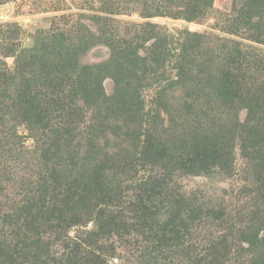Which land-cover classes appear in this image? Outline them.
Here are the masks:
<instances>
[{"label":"trees","instance_id":"trees-1","mask_svg":"<svg viewBox=\"0 0 264 264\" xmlns=\"http://www.w3.org/2000/svg\"><path fill=\"white\" fill-rule=\"evenodd\" d=\"M135 1L143 20L117 19L125 29L106 37L109 55L96 66L78 63L80 37L70 36L64 23L34 35L18 25L12 30L0 27V159L14 163L27 151L15 125L23 124L35 132V145L39 140L46 144L41 157L49 167L34 181L30 199L15 209L11 232L0 218V264H100L108 256L101 242L136 226L130 222L134 216L148 231L162 223L163 235L187 233L206 219L215 223L218 233L207 246L184 247L185 258L195 260L187 264H229L233 255L247 257L241 264H264V0H238L236 19L251 24V38L244 37L251 43L184 30L176 46L167 26L150 18L199 19L212 0ZM100 19L101 29H106L108 18ZM216 44L218 48L212 47ZM219 51L224 66L201 73L209 77L203 83L225 111L210 119V129L199 125L188 138L182 135L187 141L177 146L174 122L164 127L157 108L144 110L145 91L155 87L160 102L166 89L190 74L195 60L211 65V55ZM106 77L113 82L110 93L103 83ZM99 99L118 104L113 116L121 125H109ZM87 107L93 109L92 120L80 130ZM108 112L113 114L103 113ZM108 130L116 138L121 135L128 148L109 147ZM236 145L246 159L255 203L235 220L220 206L206 209L192 193L177 187L176 178L178 173L209 174L213 169L230 172ZM124 174H132L138 184L136 203L128 202L126 210L140 214L121 215L116 207L104 215L109 205L115 207ZM85 218L96 227L90 239L79 238L51 256V243L43 237L63 233Z\"/></svg>","mask_w":264,"mask_h":264},{"label":"rangeland","instance_id":"rangeland-1","mask_svg":"<svg viewBox=\"0 0 264 264\" xmlns=\"http://www.w3.org/2000/svg\"><path fill=\"white\" fill-rule=\"evenodd\" d=\"M139 5V2L137 3L135 0H0V27L12 30L14 25H18L24 31L34 35L64 23L65 27L63 28L66 29V32H70V36L80 37V51L76 52L78 63L96 66L106 60L109 55L106 37L108 35L116 37L120 28L125 29L122 22H115L117 19L143 20L138 15ZM239 6L238 0H212L211 6L209 4L199 19L187 21L169 16H154L150 19L167 26L173 36L171 41L174 46L178 45L182 38L179 33L184 30L208 31L251 43L244 38H251L253 33L251 24H245L241 18L236 19ZM62 14L65 16L59 21V16ZM101 17L108 18L109 26L106 29H101L103 27ZM6 24L13 26H6ZM228 30H232L236 35L233 36L225 32ZM218 46L219 44H216L212 47L218 48ZM220 53L219 51L218 55L217 53L216 56L211 55L213 59L211 65H207L201 58L195 60L192 63L190 74L184 78L180 76L181 78H178L172 87L166 89L164 94L159 97L160 100L158 99L160 102L155 99V87L145 91L144 110L157 108V113L163 118L164 127L169 126L171 121L174 122L173 131L177 136L175 141L177 146L187 141L186 137L182 135L187 134L188 138L190 131H194L199 125L210 129V119H216L221 111H225L218 104L212 90L203 83L209 77L201 73V71L210 72L211 68L217 71L218 68L224 66L225 59ZM6 61L11 64L13 58L8 57ZM169 71V76H174V72ZM103 83L106 92L110 93L113 87L112 80L106 77ZM154 102L158 105L155 106ZM97 104L100 113L109 117V125L114 122L121 125L122 121H116L117 118L115 119L113 116L119 111L118 104L105 102L103 99H99ZM106 110L112 111L113 114L111 112L103 113ZM92 113V108H85L83 120L79 125L80 130H83L84 126L92 120ZM15 125H17V131L25 137L24 145L27 151H24L21 158L14 163L4 161L3 157L0 159V218L4 222L6 232L13 230L11 223L16 219L14 211L18 206H23L27 199H30L33 183L38 179V175L42 176L44 170L49 169L41 157V152L45 149L46 144L39 140L35 145L33 140L35 132L28 131L23 124ZM131 127L130 125L129 128ZM107 136L109 147L115 146L116 149H123L125 146L128 148V145L121 142V135L116 138L108 130ZM212 171L214 172L199 175L178 173L180 177L176 178L177 187L181 191L192 193L198 201L205 204L206 209L220 206L231 213L235 220L239 219L241 215L246 216L254 208L255 193L250 186L252 180L246 173V159L238 145L234 148V162L229 169L230 172L219 169ZM119 180L121 183H119L118 196L116 201L112 202L115 207L109 205L108 212L104 210L103 214L106 215L109 211L119 207L121 215L125 214L128 217H133L134 213L139 215L140 211L132 213L131 210H126L128 202L136 203L134 197L138 184L135 178H132V174H124L119 177ZM148 211L151 210L148 209ZM134 217L135 219L129 220L136 226H126L118 230V235L104 238L101 242L108 256L104 257L100 264H187L188 261L194 263L193 258L186 259L189 255L185 258L184 247L187 244L193 247L201 244L207 246V242L218 233L215 223L210 219L204 220L199 225L196 224L195 227L188 229L187 233L179 231L163 235L160 233L162 223L153 225V229L148 231L147 227H139L138 224L142 219L139 216ZM95 229L94 220L85 218L63 233L56 236L47 234L43 238L51 243L48 252L52 256L54 253L60 254L66 251L64 248L71 246L79 238L90 239V232ZM0 231L3 232V229L0 228ZM21 232L25 236L23 230ZM67 244L69 245L66 246ZM236 256L239 255H233L229 264H241L240 260L247 261L246 256ZM80 263L82 264V260Z\"/></svg>","mask_w":264,"mask_h":264}]
</instances>
